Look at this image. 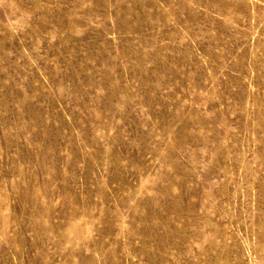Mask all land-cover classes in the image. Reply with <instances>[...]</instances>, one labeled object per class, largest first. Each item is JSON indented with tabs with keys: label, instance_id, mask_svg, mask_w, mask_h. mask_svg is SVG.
<instances>
[{
	"label": "rangeland",
	"instance_id": "obj_1",
	"mask_svg": "<svg viewBox=\"0 0 264 264\" xmlns=\"http://www.w3.org/2000/svg\"><path fill=\"white\" fill-rule=\"evenodd\" d=\"M0 264H264V0H0Z\"/></svg>",
	"mask_w": 264,
	"mask_h": 264
}]
</instances>
